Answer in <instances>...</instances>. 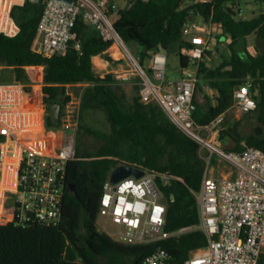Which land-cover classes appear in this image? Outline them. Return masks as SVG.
<instances>
[{"label":"trees","instance_id":"16d2710c","mask_svg":"<svg viewBox=\"0 0 264 264\" xmlns=\"http://www.w3.org/2000/svg\"><path fill=\"white\" fill-rule=\"evenodd\" d=\"M119 1H128V6L117 9L114 27L126 45H139L142 66L150 53L166 51L179 55L181 69L187 67L188 58L181 50L194 45L184 40L183 27L196 12L206 22L221 26L223 35L230 38L231 55L212 69L201 64L198 77L216 89L218 96L215 104L207 106L196 101L194 120L198 125H210L234 105L235 91L250 82L257 103L256 110L247 113L246 119L254 122L251 131L242 132L244 121L229 120L225 125L221 121L216 141H233L237 152L247 147L264 151V48L252 55L247 45V37L252 34L264 40V13L252 19H237L228 8L235 10L234 6L246 0H212L208 4L198 0ZM44 7V0H27L24 7L14 10L21 32L15 38L0 34V67L12 69L15 80L25 85L32 99L33 80H28L27 73L36 75L37 68L43 66L42 78L35 80L43 82L35 104L44 102L49 107L60 103L65 85L92 83L83 95L81 110L105 111L111 131L87 129L103 145L95 154L77 153V159L69 163L60 224L23 228L15 224L14 215L0 223V264H142L158 246L167 249L174 262L184 264L191 252L208 245L205 232L196 228L200 224L196 193L206 167L200 144L182 132L154 100L143 103L136 97L128 103L112 74H95L93 57L111 59L108 51L113 43L93 35L82 21L77 22V38L65 54L44 58L34 52L32 46ZM48 125L55 126L50 117ZM124 164L170 176L166 185L160 177L157 182L167 203L165 230L174 236L150 245H125L99 231L104 184L112 170Z\"/></svg>","mask_w":264,"mask_h":264},{"label":"built area","instance_id":"2783aa9c","mask_svg":"<svg viewBox=\"0 0 264 264\" xmlns=\"http://www.w3.org/2000/svg\"><path fill=\"white\" fill-rule=\"evenodd\" d=\"M198 2L208 4L212 0ZM26 3L27 0H0V34L8 38L20 34L21 27L13 12ZM44 5L32 46L44 58L68 51L77 38L78 21L92 26L105 42L122 45V38L110 19L113 9L115 12L118 9L111 0H44ZM207 23L214 24L196 12L183 27V37L203 32L207 36L193 47L182 48L181 53L189 63L181 69L178 82H165L167 56L161 52L153 53L149 67L156 73L158 84L152 82L138 62L136 69L113 76L116 81L128 82L139 75L143 79L141 102L156 101L182 132L200 144L201 150L206 147L210 151L204 157L205 172L196 193L200 214L196 228L205 232L208 245L191 252L184 264H264V151L256 147L240 152L224 149L215 142L222 116L208 126L198 125L193 117L197 108L198 72L205 56L215 51L213 33L206 30ZM76 49L80 50L79 44ZM83 84L87 83L67 84L65 89ZM251 87L248 82L234 93V105L240 113L247 114L257 108ZM66 96L59 104L55 123L60 128H51L49 106L30 101L25 85L19 81L0 82V191L14 195L13 215L17 226H56L62 222L67 167L77 159L80 111V103L69 99V92ZM214 155L233 170L234 176L214 175L215 166L211 165ZM139 169L145 171L141 178L130 176L117 184H112L109 176L100 202L99 217L114 227L106 234L125 245H150L175 235L165 230L167 203L157 182L160 177L166 185L170 176ZM142 264L177 263L167 249L158 246Z\"/></svg>","mask_w":264,"mask_h":264},{"label":"rangeland","instance_id":"374dc122","mask_svg":"<svg viewBox=\"0 0 264 264\" xmlns=\"http://www.w3.org/2000/svg\"><path fill=\"white\" fill-rule=\"evenodd\" d=\"M113 5L116 4L115 2H112ZM119 5L121 8H126L128 6L127 4L120 3ZM235 11L237 12V19H252L262 13H264V3L259 2L257 0H246L242 3H239L238 5L234 6ZM246 10L247 14H242L243 11ZM118 15L116 12L110 15V19L112 21H115L117 19ZM250 43H248V46L250 47L253 54H257L259 51H262L264 48V40L259 39L256 34L251 35ZM123 41V40H122ZM124 46L119 44L118 42L113 43L112 52H110L111 59L106 58L109 60V62L115 66V68L120 67V72H123L125 70L134 68L136 69L137 65L136 62L140 63V60L138 58V53L135 51V47H139V45L136 42H131L126 45V43L123 41ZM140 49V47H139ZM167 56V66L165 70V82H172L176 83L181 79V65H180V57L177 53H165ZM122 59V62L120 63H114L113 61ZM149 58L144 61V69L147 71L150 78H153L152 74L149 72L148 69V61ZM121 64V65H118ZM122 70V71H121ZM38 74L36 75H29L27 73L28 80H33L31 84V96L33 103L38 98V95L41 93L43 82L39 81L36 82L39 78L41 79L43 76L44 67L40 66L37 68ZM95 74L97 76L103 77L107 74H104V71L94 70ZM119 73V72H118ZM113 75V74H112ZM36 80V81H35ZM15 81V75L12 69H5L0 67V82H11ZM24 82V81H23ZM120 86L126 93V101L128 103H133L134 98L140 97V90L143 87V79L137 75L134 76L130 81L128 82H119ZM207 83L202 79L197 77L196 87H195V100L198 102L203 99L204 105L211 104L210 100L207 97H203V86ZM92 83L83 84L80 86H71L69 88L65 89L64 94L62 95L60 99V103H63L68 97L66 96V92H69L71 96L69 99H73L78 104L80 103V111H79V128L77 133V153L79 156L87 155V154H95L97 150L103 145V142L98 139L96 136L90 134L87 132V129L100 131L103 133H110L111 127L107 120V115L105 111L98 110V109H90V110H81L83 95L88 87H91ZM27 95V94H26ZM156 102V101H155ZM58 103V104H60ZM49 109V107H48ZM247 114L240 113L236 107L232 109L230 112L227 113L225 117H223L222 122L224 125L229 120L233 121H244L242 125V132L244 134H248L253 126V120L248 121ZM55 128H60L58 124L55 125ZM203 136L205 134L203 133ZM216 144L224 149L227 150H233L235 147V143L233 141L228 142H220V144L215 141ZM202 156L207 157L210 154V151L208 148L203 147L202 148ZM214 165L216 170H219L218 172H225L227 170V165L224 162H220L216 160V156L214 155L212 164ZM14 214V195L12 193L7 192H1L0 191V223L5 222L9 220ZM97 228L101 232L113 231L114 227L111 225H107L106 221L103 217H98L97 220Z\"/></svg>","mask_w":264,"mask_h":264},{"label":"crops","instance_id":"0c3cea01","mask_svg":"<svg viewBox=\"0 0 264 264\" xmlns=\"http://www.w3.org/2000/svg\"><path fill=\"white\" fill-rule=\"evenodd\" d=\"M112 2H115L118 6V8H121L120 5H119V2L124 4L126 3L127 4V1H119V0H111ZM243 14L246 15L247 14V11L244 10L243 11ZM89 31L92 32L93 35L97 36L98 33L97 31L90 25L88 24H85ZM206 30L208 31H211L213 34V37H212V43H213V48H214V52H209L206 56H205V59L204 61L202 62V64H204L208 69H212L214 67H216L219 63L222 62L223 58H228L230 57L231 55V51L229 49V44H230V38L228 35H223V32H222V28L218 25H215V24H211V23H207L206 24ZM207 36V32H203V33H194L192 34L191 36L189 37H184V40H186L187 42H190L192 43L193 45H196V44H199V42H201V40L203 38H206ZM251 35H249L247 37V45L248 43H250V40H251ZM112 50H114L113 46L109 49L108 53L112 52ZM139 47H135V51L137 53H139ZM248 51L252 54V55H256V54H253L250 47L248 46ZM161 53L165 54L166 51H160ZM169 53V52H167ZM152 55L153 53H150V56H149V64H148V69L150 67V60L152 58ZM166 55V54H165ZM146 61V60H145ZM92 63H93V69L94 70H99V71H104V74L106 73H111V74H114V73H117V72H120V67L118 68H115V66H113L109 60L106 59V57L104 55H97L95 57H93L92 59ZM118 65H121V64H118ZM122 71V70H121ZM149 72L152 74L153 78H151L152 82L154 84H158L159 81L156 79V73L150 71L149 69ZM207 97L211 104H215V98L218 96V92L216 89H213L211 88L208 84L204 85L203 86V97ZM203 99L198 101V103L200 105H204L203 103ZM206 106V105H204ZM235 108V105H233L223 116L225 117L227 115L228 112H230L232 109ZM237 109V108H236ZM225 167H227V170L225 172H221L219 173L218 171L219 170H216V168L214 167V175L218 176V177H232L234 176V172L233 170L228 166V165H225Z\"/></svg>","mask_w":264,"mask_h":264},{"label":"water","instance_id":"95a60500","mask_svg":"<svg viewBox=\"0 0 264 264\" xmlns=\"http://www.w3.org/2000/svg\"><path fill=\"white\" fill-rule=\"evenodd\" d=\"M228 10L235 17L237 16V12L233 10L231 7H229ZM190 20H192V18ZM59 111H60V105L58 103L52 104L49 107V116L54 124L57 123L58 121ZM144 174H145L144 170L136 168L132 165L124 164L112 170L110 175V182L112 184H117L118 182H120L121 180L127 177L134 176L135 178H141ZM70 190L73 191L72 185H70Z\"/></svg>","mask_w":264,"mask_h":264},{"label":"bare ground","instance_id":"6f19581e","mask_svg":"<svg viewBox=\"0 0 264 264\" xmlns=\"http://www.w3.org/2000/svg\"><path fill=\"white\" fill-rule=\"evenodd\" d=\"M122 45H123V47H125L123 42H122Z\"/></svg>","mask_w":264,"mask_h":264}]
</instances>
